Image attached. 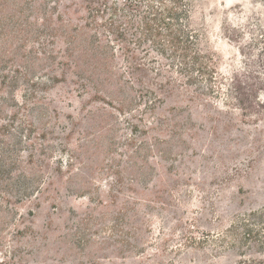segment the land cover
I'll use <instances>...</instances> for the list:
<instances>
[{"label":"rangeland","instance_id":"obj_1","mask_svg":"<svg viewBox=\"0 0 264 264\" xmlns=\"http://www.w3.org/2000/svg\"><path fill=\"white\" fill-rule=\"evenodd\" d=\"M190 18L214 73L211 83L199 74L192 85L181 81L180 102L162 97L152 108L135 87L136 102L118 113L78 98L69 78L33 100L19 81L11 102L1 84L10 70H0V264L264 261L239 223L264 207V110L242 113L227 90L235 73L262 72L264 0H193ZM38 47L0 42V57L15 49L17 67L19 54ZM34 106L46 108L47 120L38 123ZM96 107L105 111L98 136L100 127L88 125ZM45 121L54 133L39 139ZM82 145L89 160L67 169L68 153H82ZM39 160L48 167L39 169Z\"/></svg>","mask_w":264,"mask_h":264},{"label":"trees","instance_id":"obj_2","mask_svg":"<svg viewBox=\"0 0 264 264\" xmlns=\"http://www.w3.org/2000/svg\"><path fill=\"white\" fill-rule=\"evenodd\" d=\"M192 8L193 0H0V42L39 45L29 55L19 54L17 67L13 66L15 49L11 57H0V70H10V74L1 76V84L9 89V100L14 102L12 91L19 81L28 87L23 97L33 100L39 98L38 92L69 78L78 98L89 96L87 103L100 102L118 113L136 102L134 96H129L135 87L141 89V97L148 98L146 104L152 108L164 103L162 97L180 102L187 97L181 81L192 85L196 80L193 74H199L211 83L214 73L212 58L201 50L198 35L192 30ZM80 9L87 14L85 18ZM227 90L242 113L264 110V67L262 72L252 69L235 73ZM28 110L36 111L38 123L47 120L45 107ZM95 110L88 125L92 130L91 125L100 127L98 136L106 129L100 126L104 118L99 115L100 110L105 111ZM43 123L39 139L54 133L52 128H45L48 122ZM80 149V154L68 153L67 169L74 168V160L80 165L84 164L82 157L89 160V156L85 158L89 150L84 145ZM97 152L92 150L89 155ZM39 163V169L48 167L42 160ZM61 163L58 161L54 168L56 174L61 173ZM31 174L37 176L36 182L42 181L41 173ZM80 187L85 189V182ZM239 223L244 230L243 240H254L264 249V207L243 215ZM230 228L231 235L235 227ZM191 241L194 244L195 240Z\"/></svg>","mask_w":264,"mask_h":264}]
</instances>
